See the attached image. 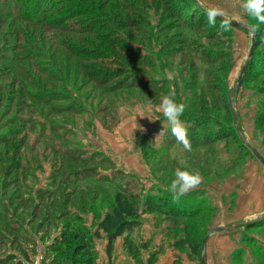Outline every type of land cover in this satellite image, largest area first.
<instances>
[{
    "label": "rangeland",
    "instance_id": "obj_1",
    "mask_svg": "<svg viewBox=\"0 0 264 264\" xmlns=\"http://www.w3.org/2000/svg\"><path fill=\"white\" fill-rule=\"evenodd\" d=\"M51 3L0 0V264L67 263L52 248L66 226L93 233L120 189L172 198L177 167L201 178L172 200L185 213L145 214L111 257L102 233L96 264H201L191 244L243 221L211 234L205 264H264V163L235 117L264 156V24L243 0ZM170 90L190 151L161 115Z\"/></svg>",
    "mask_w": 264,
    "mask_h": 264
},
{
    "label": "trees",
    "instance_id": "obj_2",
    "mask_svg": "<svg viewBox=\"0 0 264 264\" xmlns=\"http://www.w3.org/2000/svg\"><path fill=\"white\" fill-rule=\"evenodd\" d=\"M50 1L52 3L49 6L54 5L55 9L58 3L63 2L64 4L67 0ZM178 1L182 3V0ZM195 4L198 3L196 2ZM9 11L11 13L9 17H17L16 13H13L12 7L9 8ZM199 14L202 16L201 13ZM216 21L224 24V22L217 18H215ZM137 139L144 150H150L153 147L146 134L142 132L137 133ZM172 200V198L166 197L163 194L156 195L154 192L142 194L140 192H130L128 189H120L114 195L111 209L100 218L93 233L84 227L71 226H66L61 231L59 237L55 240V245L52 247L59 251L58 261L70 264H96L97 251L95 249V240L100 239L102 233L105 234L107 239L106 252L111 257L116 240L139 227L145 214H164L171 218L182 216L185 212L179 213ZM125 243L128 251L134 255L136 248H133L131 245L129 237L125 238ZM201 245V242L191 244L194 253H199ZM151 264H154V260H151Z\"/></svg>",
    "mask_w": 264,
    "mask_h": 264
},
{
    "label": "clouds",
    "instance_id": "obj_3",
    "mask_svg": "<svg viewBox=\"0 0 264 264\" xmlns=\"http://www.w3.org/2000/svg\"><path fill=\"white\" fill-rule=\"evenodd\" d=\"M242 8L259 24H264V0H243ZM217 14L218 11L215 8L209 7L205 9L206 18L210 23L214 22ZM229 23L230 21L226 20L221 27L226 30ZM251 30L255 32V26H253ZM168 78L171 79L170 76ZM160 110L164 120H167L169 124V131H171L172 135L183 145L185 150L190 151L191 143L188 140L180 121V117L185 110V105L175 99L174 90H170L167 95L163 96L160 101ZM148 117L152 119L150 116ZM157 119L160 118L157 117ZM200 182L201 178L197 173L190 171L187 168L177 167L167 190L171 194L172 199L176 201L199 185Z\"/></svg>",
    "mask_w": 264,
    "mask_h": 264
},
{
    "label": "water",
    "instance_id": "obj_4",
    "mask_svg": "<svg viewBox=\"0 0 264 264\" xmlns=\"http://www.w3.org/2000/svg\"><path fill=\"white\" fill-rule=\"evenodd\" d=\"M217 19H219L220 21L224 22L226 20L230 21V23L228 25H231L235 28H243V27H247L245 26L244 24L238 22V21H235V20H231L229 18H226L224 17L223 15L221 14H217L216 16ZM255 40L253 38L252 40V45H251V49H250V53L248 55V58L242 68V71H241V74L237 80V85L235 86V91L241 86L242 82H243V79H244V76H245V73L247 72L250 64H251V60H252V57H253V54H254V50H255ZM234 91V90H233ZM233 93V92H232ZM230 99H231V96H230ZM235 117H236V124H237V129H238V132L239 134L241 135V138L243 140V142L252 150V152L256 155V157L261 160L263 163H264V156L259 152V150L253 146L249 141H247L242 133H241V129H240V125L238 123V119H237V115L235 113ZM248 221H243V222H238V223H234V224H228V225H225V226H220V227H216L214 228L213 230H211L207 235L206 237L202 240V249H201V264H205V261H204V255L206 254V249H207V240L209 239V237L211 236V234L215 231H222V230H226V229H229L231 227H236V226H241V225H244L246 224ZM59 264H69V263H59Z\"/></svg>",
    "mask_w": 264,
    "mask_h": 264
},
{
    "label": "bare ground",
    "instance_id": "obj_5",
    "mask_svg": "<svg viewBox=\"0 0 264 264\" xmlns=\"http://www.w3.org/2000/svg\"><path fill=\"white\" fill-rule=\"evenodd\" d=\"M208 241V240H207ZM206 255V254H205ZM205 255H204V261H205Z\"/></svg>",
    "mask_w": 264,
    "mask_h": 264
}]
</instances>
